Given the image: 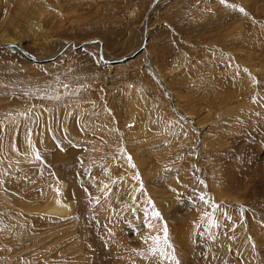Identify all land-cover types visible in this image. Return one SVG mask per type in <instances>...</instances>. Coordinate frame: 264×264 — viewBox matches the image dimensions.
Returning <instances> with one entry per match:
<instances>
[{
  "label": "rangeland",
  "instance_id": "1",
  "mask_svg": "<svg viewBox=\"0 0 264 264\" xmlns=\"http://www.w3.org/2000/svg\"><path fill=\"white\" fill-rule=\"evenodd\" d=\"M154 1L0 0V264H264V0Z\"/></svg>",
  "mask_w": 264,
  "mask_h": 264
},
{
  "label": "bare ground",
  "instance_id": "2",
  "mask_svg": "<svg viewBox=\"0 0 264 264\" xmlns=\"http://www.w3.org/2000/svg\"><path fill=\"white\" fill-rule=\"evenodd\" d=\"M158 1L159 0H155L153 3H152V5H151V8L148 10V12H147V14H146V17H145V20L148 18V16L150 15V13H151V10L154 8V6L156 5V3H158ZM143 35L145 36V33H143ZM144 38H146V37H144ZM11 42V43H17L16 45H20V43H19V41L17 40V39H15V38H11V37H8V36H5V34H4V36L2 37V40L0 41L1 43H3V42ZM89 42H92V41H89ZM98 44V46H100L101 45V43H100V41H98V40H95V44ZM67 43H62V45L61 46H65ZM12 44H10V46H11ZM17 47V46H16ZM69 47H72V45H69ZM29 54V53H28ZM32 56V55H31ZM32 58L35 60V61H33V62H36V61H38V62H40V59H37V58H35L34 56H32ZM102 58V57H101ZM103 59V58H102ZM32 61V60H31ZM57 192V195H56V197L54 196V204H52V207H51V209L49 210V209H47V210H49V211H51L52 213L54 212V215H60V216H62V215H64L65 213H66V211L68 210V207H69V204H67L66 203V201L64 202V200H63V198H62V194H63V192H62V186L60 187V189L59 190H57L56 191ZM48 211V212H49Z\"/></svg>",
  "mask_w": 264,
  "mask_h": 264
},
{
  "label": "water",
  "instance_id": "3",
  "mask_svg": "<svg viewBox=\"0 0 264 264\" xmlns=\"http://www.w3.org/2000/svg\"><path fill=\"white\" fill-rule=\"evenodd\" d=\"M146 23H147V21L145 20V22H144L145 27H146ZM81 46H82V44L78 45L77 47L80 48ZM4 47H12V48H16L18 51H20V53L24 54V55L26 56V58H28L29 60L35 61V60L32 58V56H31L30 54H28L27 52H25V51H23V50L17 48L15 45H11V46H10V45H8V46L4 45ZM141 50H142V46L139 47L137 50H135L131 55H129V56H124V57H122V58L116 60L115 62H116V63H119V62H122V61H124V60H127V59H129V58L135 56L137 53L141 52ZM101 60H102V59H101ZM36 62H37V63H43L44 61H43V62H42V61H41V62L36 61Z\"/></svg>",
  "mask_w": 264,
  "mask_h": 264
},
{
  "label": "snow or ice",
  "instance_id": "4",
  "mask_svg": "<svg viewBox=\"0 0 264 264\" xmlns=\"http://www.w3.org/2000/svg\"><path fill=\"white\" fill-rule=\"evenodd\" d=\"M37 159H39L38 156H37ZM154 216L158 217L159 216V213H154ZM165 234H166V230H165ZM165 242H167L166 239H165Z\"/></svg>",
  "mask_w": 264,
  "mask_h": 264
}]
</instances>
